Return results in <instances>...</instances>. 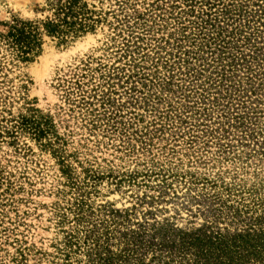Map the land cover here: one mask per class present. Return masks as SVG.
Here are the masks:
<instances>
[{"label": "rangeland", "instance_id": "374dc122", "mask_svg": "<svg viewBox=\"0 0 264 264\" xmlns=\"http://www.w3.org/2000/svg\"><path fill=\"white\" fill-rule=\"evenodd\" d=\"M86 1L94 30L0 46V264H186L181 235L264 229V0Z\"/></svg>", "mask_w": 264, "mask_h": 264}, {"label": "trees", "instance_id": "16d2710c", "mask_svg": "<svg viewBox=\"0 0 264 264\" xmlns=\"http://www.w3.org/2000/svg\"><path fill=\"white\" fill-rule=\"evenodd\" d=\"M39 12L42 16L35 19L14 17L11 22H0L7 28L0 29V46H6L21 61L39 56L47 36L67 43L94 30L99 22L86 0H45ZM180 238L176 252L193 256L186 264L264 263V229L250 227L233 234L206 229Z\"/></svg>", "mask_w": 264, "mask_h": 264}]
</instances>
